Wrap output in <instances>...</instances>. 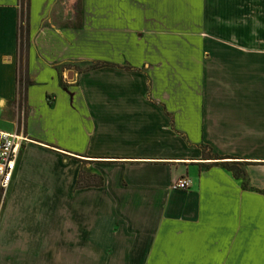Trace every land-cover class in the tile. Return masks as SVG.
<instances>
[{
  "label": "crops",
  "instance_id": "1",
  "mask_svg": "<svg viewBox=\"0 0 264 264\" xmlns=\"http://www.w3.org/2000/svg\"><path fill=\"white\" fill-rule=\"evenodd\" d=\"M29 4L19 106V0H0V131L27 138L0 205V264H58L36 241L80 264H264V0ZM202 146L247 164L248 188ZM81 171L103 186L78 188Z\"/></svg>",
  "mask_w": 264,
  "mask_h": 264
},
{
  "label": "trees",
  "instance_id": "2",
  "mask_svg": "<svg viewBox=\"0 0 264 264\" xmlns=\"http://www.w3.org/2000/svg\"><path fill=\"white\" fill-rule=\"evenodd\" d=\"M19 20H18V46H17V90L15 103L19 106L26 103L27 99V89L32 83L28 77V48H29V0H19ZM111 65L107 63H96L86 69V71L97 70L104 67H110ZM208 147L202 146L203 157L209 160L216 161L214 165L220 164L224 169L231 172L236 179H241L243 183V188H248V183L246 179V173L244 166L247 164L237 163V162H223L217 163L221 158L217 155L212 154ZM212 166V165H210ZM93 180H95L93 182ZM87 182V183H85ZM103 186V179L99 176L86 174L81 172L78 180L77 187H101ZM264 195V191L260 192Z\"/></svg>",
  "mask_w": 264,
  "mask_h": 264
},
{
  "label": "built area",
  "instance_id": "3",
  "mask_svg": "<svg viewBox=\"0 0 264 264\" xmlns=\"http://www.w3.org/2000/svg\"><path fill=\"white\" fill-rule=\"evenodd\" d=\"M27 138L17 133L0 131V201L5 199L7 190L13 180L16 170V162L20 151ZM173 190L187 191L190 188V181L179 179L172 185Z\"/></svg>",
  "mask_w": 264,
  "mask_h": 264
},
{
  "label": "rangeland",
  "instance_id": "4",
  "mask_svg": "<svg viewBox=\"0 0 264 264\" xmlns=\"http://www.w3.org/2000/svg\"><path fill=\"white\" fill-rule=\"evenodd\" d=\"M90 1H93V0H90ZM91 47H93V46H91ZM96 48H91V50H90V58L93 56V55H96L97 54V51H94ZM90 58H89V60H90ZM92 66L93 64H91V61H89V63L88 64H85L84 66ZM89 66V67H90ZM108 171V172H107ZM81 172H84V171H81ZM104 173L108 176V178H109V185H108V189L107 190H109L110 189V191L112 190V188H114L115 187V184H114V180H113V176H112V173L109 171V170H104ZM87 174V173H86ZM92 175V174H91ZM95 180H93V182H94ZM85 183H87V182H85ZM107 194H109V193H107ZM4 201V200H3ZM0 205H1V201H0ZM65 209V208H64ZM60 213V212H59ZM56 214V213H54L55 214V216H57V217H59L60 216V214ZM44 214H33V216H31L29 219H28V223L29 224H31L32 225V227L34 228L38 223L39 224H45L43 221H44V219H41V220H39L41 217H44L43 216ZM49 215V214H48ZM67 213H66V211H65V214H63V216H64V220H61L60 222H62V221H65L66 220V217H67ZM91 215V214H90ZM39 219H38V218ZM116 217H117V215H116ZM59 219V218H58ZM58 219H57V221H58ZM68 221H65L63 224H60V223H58V225H62L63 227H64V229L66 230V223H67ZM36 228V227H35ZM64 230V231H65ZM37 234V231L35 230V233H34V230L31 232L30 231V234ZM31 236V235H30ZM30 236H27L26 237V239H28V238H30ZM38 241H36L35 242V244L37 243ZM34 244V247L35 248H38L39 246H43L44 244V247H46V248H49L50 250H48L46 253H44V255H45V258H46V260H49V259H53V261H54V263H56V260H55V258H56V256H57V261H58V264H65V263H67V264H80L82 261H80L79 260V258H78V256H77V254H78V252H76V251H74V252H72V253H67V254H64L63 252H67L66 251V246L65 245H61V244H58V245H53L52 247H51V245L49 244V243H47V242H45V241H43V242H41V241H39L36 245ZM69 247V246H68ZM75 247H78V246H75ZM107 247H113L114 249H115V252H117V232L115 233V240H113L112 241V243L110 244V245H107ZM73 248V246L70 248V250ZM112 252V251H111ZM27 253V252H26ZM64 254V255H63ZM69 255H72V259H71V261L69 260L70 258V256ZM42 263H45V264H50L51 262L50 261H43Z\"/></svg>",
  "mask_w": 264,
  "mask_h": 264
}]
</instances>
